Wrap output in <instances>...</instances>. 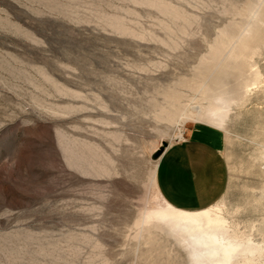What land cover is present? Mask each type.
I'll use <instances>...</instances> for the list:
<instances>
[{"label": "rangeland", "instance_id": "rangeland-1", "mask_svg": "<svg viewBox=\"0 0 264 264\" xmlns=\"http://www.w3.org/2000/svg\"><path fill=\"white\" fill-rule=\"evenodd\" d=\"M205 125L224 194L175 208ZM219 263L264 264V0H0V264Z\"/></svg>", "mask_w": 264, "mask_h": 264}, {"label": "crops", "instance_id": "crops-1", "mask_svg": "<svg viewBox=\"0 0 264 264\" xmlns=\"http://www.w3.org/2000/svg\"><path fill=\"white\" fill-rule=\"evenodd\" d=\"M223 144V132L205 125L173 147L158 175L159 189L169 204L195 211L221 198L228 180Z\"/></svg>", "mask_w": 264, "mask_h": 264}, {"label": "bare ground", "instance_id": "bare-ground-1", "mask_svg": "<svg viewBox=\"0 0 264 264\" xmlns=\"http://www.w3.org/2000/svg\"><path fill=\"white\" fill-rule=\"evenodd\" d=\"M195 111V110H194ZM220 264V263H219Z\"/></svg>", "mask_w": 264, "mask_h": 264}]
</instances>
